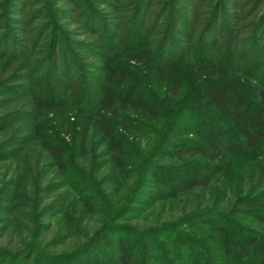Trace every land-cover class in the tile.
I'll use <instances>...</instances> for the list:
<instances>
[{"label":"trees","instance_id":"1","mask_svg":"<svg viewBox=\"0 0 264 264\" xmlns=\"http://www.w3.org/2000/svg\"><path fill=\"white\" fill-rule=\"evenodd\" d=\"M199 220L264 264V0H0V264H142L124 234Z\"/></svg>","mask_w":264,"mask_h":264},{"label":"rangeland","instance_id":"2","mask_svg":"<svg viewBox=\"0 0 264 264\" xmlns=\"http://www.w3.org/2000/svg\"><path fill=\"white\" fill-rule=\"evenodd\" d=\"M205 42L198 44L195 50V57L192 58L201 60L204 57L208 48H205ZM172 57L178 61L190 60L191 58H186L183 53L180 54L178 51L172 52ZM76 69V72L79 71L78 68ZM78 73L80 74V72ZM182 134L179 133L177 136L181 138L183 137ZM224 162L234 177L242 176L241 178H244L250 166L249 160L244 157L228 155L225 157ZM89 188L90 186L80 187L79 191L83 194H89L91 192ZM255 194H258V191ZM95 202L99 204L98 201ZM220 220V218H217L216 226L229 225L228 227L232 228V231H230L231 234H235L234 229L242 232L243 228H258L257 223L243 210H235V213L229 214L224 221ZM176 230L181 231L182 235L184 234L181 239H179L180 237H173L172 233H163V236L155 235L147 239L135 234H124L123 239L130 248L143 255L142 264L226 263L227 257L221 250V240L219 239L218 241L215 239L218 233L213 223L199 220L189 222L187 225L176 228ZM112 236L115 237L116 235ZM104 253L99 251L95 255L99 256ZM106 254L108 258L111 256L109 251Z\"/></svg>","mask_w":264,"mask_h":264}]
</instances>
